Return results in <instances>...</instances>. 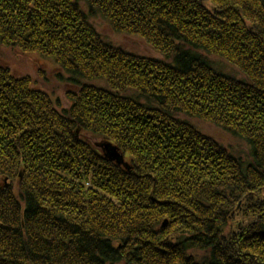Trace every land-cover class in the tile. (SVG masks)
Masks as SVG:
<instances>
[{"label": "trees", "instance_id": "1", "mask_svg": "<svg viewBox=\"0 0 264 264\" xmlns=\"http://www.w3.org/2000/svg\"><path fill=\"white\" fill-rule=\"evenodd\" d=\"M98 13L163 58L104 40ZM1 46L78 86L60 108L0 64V264H264V0H0Z\"/></svg>", "mask_w": 264, "mask_h": 264}, {"label": "rangeland", "instance_id": "2", "mask_svg": "<svg viewBox=\"0 0 264 264\" xmlns=\"http://www.w3.org/2000/svg\"><path fill=\"white\" fill-rule=\"evenodd\" d=\"M81 6L84 10L87 9L85 5L81 4ZM100 15L101 14L98 13L96 16H90V19L95 25L97 32L104 38V40L110 42L112 45L124 49L125 51H128L133 56H139L146 59L163 58L162 55H160L158 51L141 38V36L131 32L127 33L113 30L107 20ZM212 61L214 62L216 68H219L228 74L234 75L235 77L242 78L239 69L232 63L228 64L227 62H222L216 58H213ZM0 64L7 67L17 78H29L33 88L46 93L51 97V99L58 103L60 108H68L70 96L77 93V77L74 78V76L67 75L65 71L54 65L49 59L42 58L35 54H24L20 51L12 49L11 47H0ZM72 81H75L77 84ZM96 81L100 80L97 79ZM200 124V133L206 134V136H210L211 138H215V140L220 142L234 155L240 154L247 164L251 161V157L246 156L249 151L248 147L244 142L239 140L237 136L233 134L232 136L229 132H226L223 129L207 122L199 123V125ZM73 135L77 140L83 139L90 147L95 148L100 156L107 160L106 162L109 161L115 165H123L121 168L125 169L124 171L132 170V161H130V159L125 156L123 152L122 156L119 154L121 156V160L119 162L116 158L109 156L108 151L105 150L106 144H108L109 147L116 148L117 152L120 151L118 146L110 140L104 139L100 141L99 137H91L90 135L84 133L79 127L73 129ZM6 179L7 178H4L3 180L6 181ZM86 186H89L88 183ZM242 217V214L240 215V213H238L236 218L241 220ZM166 222L167 221L163 222V227L166 225Z\"/></svg>", "mask_w": 264, "mask_h": 264}, {"label": "water", "instance_id": "3", "mask_svg": "<svg viewBox=\"0 0 264 264\" xmlns=\"http://www.w3.org/2000/svg\"><path fill=\"white\" fill-rule=\"evenodd\" d=\"M105 150L108 151L109 156L116 158L118 160V162L121 160V156L119 155V153L116 151V148L114 147H109L108 144H106Z\"/></svg>", "mask_w": 264, "mask_h": 264}, {"label": "bare ground", "instance_id": "4", "mask_svg": "<svg viewBox=\"0 0 264 264\" xmlns=\"http://www.w3.org/2000/svg\"><path fill=\"white\" fill-rule=\"evenodd\" d=\"M207 6H208V9H213L214 8V6L212 4H210V5L208 4ZM222 34H224V33L222 32ZM241 39L242 40L244 39V34L243 33H242V36L240 37V40ZM199 126H201V124ZM118 153L122 156V152L121 151H119Z\"/></svg>", "mask_w": 264, "mask_h": 264}]
</instances>
